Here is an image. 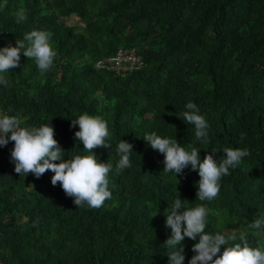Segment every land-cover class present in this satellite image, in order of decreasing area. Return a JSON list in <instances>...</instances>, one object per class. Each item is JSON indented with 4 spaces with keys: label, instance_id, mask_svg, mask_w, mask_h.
<instances>
[{
    "label": "trees",
    "instance_id": "1",
    "mask_svg": "<svg viewBox=\"0 0 264 264\" xmlns=\"http://www.w3.org/2000/svg\"><path fill=\"white\" fill-rule=\"evenodd\" d=\"M18 8L28 16L19 24ZM33 30L52 33L54 66L42 74L21 53L9 86L0 85L2 114H19L25 127L50 123L64 160L89 154L73 119L103 117L111 147L93 151L112 165V196L99 209L78 207L52 185L51 170L20 176L14 142L0 146V264H169L164 210L179 196L189 208L206 204V232L244 235L254 247L264 241V228L248 227L264 215V0H0V48ZM118 47L134 48L142 66L124 75L94 67ZM190 101L210 143L178 116ZM152 133L191 144L201 160H219L225 147L251 154L222 178L216 199L201 202L198 170L164 172V154L143 139ZM121 140L134 151L132 167L117 172ZM197 242H182L185 264Z\"/></svg>",
    "mask_w": 264,
    "mask_h": 264
},
{
    "label": "clouds",
    "instance_id": "2",
    "mask_svg": "<svg viewBox=\"0 0 264 264\" xmlns=\"http://www.w3.org/2000/svg\"><path fill=\"white\" fill-rule=\"evenodd\" d=\"M14 17L17 24L28 19L24 8H18L14 12ZM51 39V32L33 30L22 39H18L15 46L0 48V85L9 86L7 73L10 69L19 67L21 53L28 59H34L42 74L50 71L58 55ZM185 108L187 110L178 116L186 124L195 126L197 140L210 143L209 124L205 117L199 114L198 106L190 101ZM77 124L80 130L75 133V137L82 142L83 150L89 153L88 155H76L74 158L64 160L65 152L54 138V127L50 123L40 127L21 126L19 114H0V146H6L9 141L14 142L11 159L15 164V172L20 176L27 177L32 173L39 178L51 170L54 173L51 178L52 185L59 183L69 197H74L75 205L99 209L112 196L109 191V173L112 165L101 162L93 150L98 147H111L108 143L110 137L108 124L103 117L88 113L73 119L72 126L75 127ZM245 135L241 133L242 140ZM143 139L152 149L164 154V172L173 173L178 178L189 165L193 171L198 170L200 179L197 183L196 199L201 202L216 199L221 190L222 178L230 175V170L236 169L242 159L251 154L247 148L225 147L224 156L219 160L211 153L201 160L200 149L191 144L185 148L177 139L162 138L155 133L145 134ZM133 147L132 143L125 140L118 144L120 160L117 172L132 167L130 155L134 151ZM186 203L187 201H182L179 196L164 210L167 217L166 227L171 229V236L164 244L169 264H185V251L182 246L185 238L194 241L198 239L192 247L195 255L188 264H264V241H259L254 247L244 235L238 238L234 233L206 232L209 215L206 204L201 203L189 208L186 207ZM33 226H38V220L33 222ZM248 227L255 230L264 228V215L254 219ZM222 246L223 253L218 256Z\"/></svg>",
    "mask_w": 264,
    "mask_h": 264
},
{
    "label": "built area",
    "instance_id": "3",
    "mask_svg": "<svg viewBox=\"0 0 264 264\" xmlns=\"http://www.w3.org/2000/svg\"><path fill=\"white\" fill-rule=\"evenodd\" d=\"M143 62L136 54L134 48L118 47L113 55L98 58L94 61V67L105 71L124 75L128 71L140 68ZM0 114L2 110L0 108Z\"/></svg>",
    "mask_w": 264,
    "mask_h": 264
},
{
    "label": "rangeland",
    "instance_id": "4",
    "mask_svg": "<svg viewBox=\"0 0 264 264\" xmlns=\"http://www.w3.org/2000/svg\"><path fill=\"white\" fill-rule=\"evenodd\" d=\"M66 22H67L68 24H73V23L76 22V20H75L74 17H70V18H67V19H66Z\"/></svg>",
    "mask_w": 264,
    "mask_h": 264
}]
</instances>
